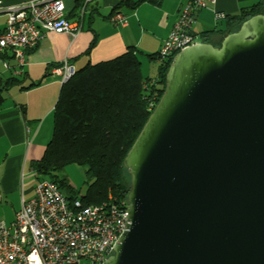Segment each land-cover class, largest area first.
Segmentation results:
<instances>
[{"label":"water","instance_id":"95a60500","mask_svg":"<svg viewBox=\"0 0 264 264\" xmlns=\"http://www.w3.org/2000/svg\"><path fill=\"white\" fill-rule=\"evenodd\" d=\"M164 80L102 264H264V14L178 51Z\"/></svg>","mask_w":264,"mask_h":264},{"label":"crops","instance_id":"0c3cea01","mask_svg":"<svg viewBox=\"0 0 264 264\" xmlns=\"http://www.w3.org/2000/svg\"><path fill=\"white\" fill-rule=\"evenodd\" d=\"M0 1L5 8L31 0ZM122 1L125 0H90L80 13L82 0H64L67 14H71L69 19L80 24L78 36L70 41L64 35L47 34L36 47L26 51L25 64L17 76L26 80L22 86H31L27 90H18L12 102L0 106V223H12L21 204L32 198L34 186L43 179L28 165L41 156L47 132L52 126V111L61 84L58 78L50 75L51 69L66 60L79 70L87 63L111 60L129 47L136 50L137 59L157 55L178 11L188 0H158L157 4L143 2L133 9L124 3L116 12L124 15L125 27L109 21L112 11ZM128 1L135 3L138 0ZM256 2L216 0L214 5L197 12L190 33L194 39H200V33L205 31L228 30L233 22L226 19ZM76 5L78 8L74 11ZM149 11L156 12L157 16L149 15ZM215 14H222L224 18L217 20ZM151 18L156 20L151 22ZM4 20L5 15L0 13V28ZM207 25L209 27H205ZM221 40L220 33H215L207 43L217 46ZM23 106L24 110L21 109Z\"/></svg>","mask_w":264,"mask_h":264},{"label":"built area","instance_id":"2783aa9c","mask_svg":"<svg viewBox=\"0 0 264 264\" xmlns=\"http://www.w3.org/2000/svg\"><path fill=\"white\" fill-rule=\"evenodd\" d=\"M82 1L80 13L90 0ZM215 2L188 0L182 6L156 55L157 63L195 43L190 33L194 17ZM0 13L5 15L0 28V68L14 75L24 66L26 51L47 34L64 35L73 41L80 32V24L67 18L64 0H31L5 8L0 1ZM215 17L219 20L224 15ZM109 21L121 27L127 25L119 12L113 13ZM74 73L66 60L50 71L60 84ZM126 209V198L111 195L98 204L86 205L80 198L69 200L53 182L42 179L34 186L32 198L21 204L12 223H0V264H102L124 231Z\"/></svg>","mask_w":264,"mask_h":264},{"label":"trees","instance_id":"16d2710c","mask_svg":"<svg viewBox=\"0 0 264 264\" xmlns=\"http://www.w3.org/2000/svg\"><path fill=\"white\" fill-rule=\"evenodd\" d=\"M143 2L157 4L158 0L135 3L125 0L111 15L124 3L133 9ZM77 8L76 5L74 11ZM263 14L264 0H257L238 15L226 19L233 22L228 30L202 32L200 40L207 43L215 33H220L223 39L236 32L248 18ZM172 57L156 62L157 71L152 79L142 77L133 47L111 60L87 63L75 70L74 75L60 85L52 111L50 140L41 158L29 162V169L53 182L59 190L66 188L64 195L69 200L80 198L88 205L101 203L108 195L126 198L129 177L123 167V158L163 93L165 74ZM148 59L156 61V55H149ZM14 85H18L19 90L31 86H22L13 77L7 81L0 78V106L4 101L2 90ZM69 164L85 167V175L91 183L83 196H77L65 181L57 180V172Z\"/></svg>","mask_w":264,"mask_h":264},{"label":"rangeland","instance_id":"374dc122","mask_svg":"<svg viewBox=\"0 0 264 264\" xmlns=\"http://www.w3.org/2000/svg\"><path fill=\"white\" fill-rule=\"evenodd\" d=\"M148 13H149V15H153L154 17L157 16L156 12L149 11ZM155 20H156V18L150 19L151 22H154ZM209 25H211V23ZM209 25H207L205 27H209ZM212 25L210 27H212ZM194 28H195V24H194ZM194 41L196 43V42L200 41V39L195 38ZM138 61L140 63V72H141L142 76L144 78L152 79L156 74L157 64L153 60L152 61L149 60L147 56L138 57ZM21 69H18V70H21ZM18 70L15 71L16 75H14L13 72L3 71L0 69V78L2 79V81H7L9 78L13 77L16 80H18L19 82H21V84H26V80H23V78L21 76H17ZM18 90H19L18 85H14V86L9 87L6 90H2L1 95L4 98L2 105L8 104L9 102H12L13 96H17V94H18ZM51 132H52V126H51L50 130H48V132H47L46 144L50 140ZM46 144H45V146H46ZM45 146L43 147V150L45 149ZM43 150H42V154L44 152ZM42 154H41V156H42ZM57 180L65 181L66 184H68L74 190V192L77 194V196H83L85 194L87 188H88V185L91 183V181L89 179H87V177L85 175V167H82V166H79L76 164H69V165H66L65 167H63L62 169H60L57 172ZM60 191L63 194H65L66 188L61 187Z\"/></svg>","mask_w":264,"mask_h":264}]
</instances>
